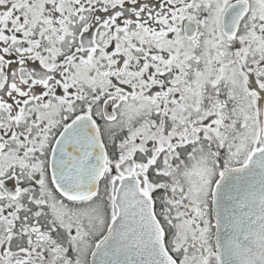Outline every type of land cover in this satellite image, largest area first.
I'll use <instances>...</instances> for the list:
<instances>
[{"label": "snow or ice", "instance_id": "obj_1", "mask_svg": "<svg viewBox=\"0 0 264 264\" xmlns=\"http://www.w3.org/2000/svg\"><path fill=\"white\" fill-rule=\"evenodd\" d=\"M0 264H264V0H0Z\"/></svg>", "mask_w": 264, "mask_h": 264}]
</instances>
